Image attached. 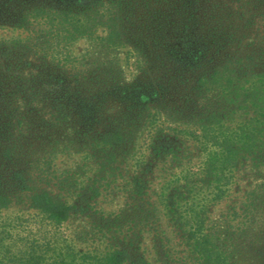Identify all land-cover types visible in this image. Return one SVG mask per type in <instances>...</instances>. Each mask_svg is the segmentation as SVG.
I'll list each match as a JSON object with an SVG mask.
<instances>
[{
    "label": "trees",
    "instance_id": "1",
    "mask_svg": "<svg viewBox=\"0 0 264 264\" xmlns=\"http://www.w3.org/2000/svg\"><path fill=\"white\" fill-rule=\"evenodd\" d=\"M150 2L76 0L73 6L55 7L60 18L72 26L64 37L66 42L87 36L91 48L78 56L70 53L62 39L58 48L46 44L40 59L47 63L54 58L63 67L31 72L23 86L24 95L33 109L43 90L42 101L52 102V111L67 116L74 112L86 118L87 126L96 129L87 140L92 144L89 157L101 168H111L120 152L126 159L129 156L125 153H131V206L147 194L148 173L159 162L168 164L158 201L183 247L175 250L169 244L156 208L150 229L163 249L159 264H240L242 253L253 244L238 240L240 231L231 229L237 224L231 225L226 218L210 224V211L226 196L240 168L250 163L264 166V71L250 79L244 78L247 72L227 65L197 71L207 54L184 48L177 37L176 42L168 39L167 26L160 21L172 17V24H184L188 30L182 23L185 8L169 3L153 11ZM144 7L148 9L145 17ZM53 9L35 7L30 14L34 18L45 14L47 19ZM27 18L28 15L21 22ZM153 18L155 24H149L148 19ZM128 24L146 30L145 36L165 47L171 59L182 65V72L173 71L170 80L156 81L151 76L129 72L134 51L128 50L123 58L120 50L130 41L124 32ZM178 29L180 26L175 31ZM133 36L132 33L136 49V38L141 41L142 37L133 40ZM38 41L40 36L31 34L29 38L13 40L14 47L6 49L7 42L3 40L0 51L6 55L17 49H21L20 54L36 52ZM103 49L110 55L94 66L88 57ZM137 69L147 73L141 64ZM189 72L193 74L189 76ZM177 78L179 85L186 83L181 102L172 100L174 93L169 86ZM25 155L17 147L5 150L3 159L12 161L8 175L7 167L0 164V264H152L140 253V242L135 244L139 235L134 236L135 231L130 234V229L118 235L117 243L102 249L77 248L62 225L78 205L55 197L47 189L36 188L42 172L35 169L37 158ZM21 191L29 193L33 211H6ZM243 207L245 212L246 205ZM256 249L264 251L262 246Z\"/></svg>",
    "mask_w": 264,
    "mask_h": 264
},
{
    "label": "rangeland",
    "instance_id": "2",
    "mask_svg": "<svg viewBox=\"0 0 264 264\" xmlns=\"http://www.w3.org/2000/svg\"><path fill=\"white\" fill-rule=\"evenodd\" d=\"M75 2L76 0H0V41L7 42L6 49L14 47L13 40L29 38L31 34L40 36L42 42L38 41L36 52L20 54L18 50L21 49H17L6 55L0 51V164L7 167L5 171L8 175L12 161L3 159L7 148L17 147L25 156L37 158L34 166L42 173L36 188L47 189L55 197L78 205L62 225L77 248L102 249L117 243L118 235L123 230L128 232L130 229V234L135 231L134 236L139 235L134 239L135 244L140 242V253L152 264H159L163 249L156 243L153 230L150 229L156 208L165 235L170 238L169 244L175 250L183 247L180 236L168 222L158 201L160 185L168 164L159 162L153 172L148 173L147 194L144 199L134 203L136 206H131V202H134L128 189V177L134 170L131 153H125V156H129L126 159L120 152L111 168H101L93 157H89L92 144L87 140L96 129L87 126L86 118H80L74 112L67 116L52 111V102L42 101L45 97L43 90L34 101L33 109L24 95L23 86L31 72L45 69L55 71L63 67L56 59L52 60L54 58L47 63L40 58L46 44L60 47L61 41L66 42L64 37L72 29L69 21L60 18L55 7L73 6ZM150 3L153 11L169 3L185 8L186 17L182 23L186 24L188 30L185 31L184 24H172V17L160 21L167 26L165 35L168 39L176 42L174 38L177 37L184 48L187 46L189 50L197 52L203 50L207 54L204 65L197 71L227 65L247 72L244 78L249 79L264 71V0H151ZM41 6L54 7L47 19L45 14L38 18L30 14L35 7ZM145 7L144 17L148 10ZM27 15L28 20L21 22ZM148 23L154 25V18L148 19ZM179 26L180 29L175 31ZM130 27L129 24L126 25L124 31L130 41L120 49L123 58L128 50L134 51L135 55L130 58L132 66L129 65L132 70L127 69L129 72L151 76L155 81L170 80L173 71L182 72V65L176 59H171L165 47L156 45L153 39L150 41V37L145 36L146 30ZM101 29L102 27L99 30ZM132 33L133 40L136 36L142 37L141 41L136 38V49L131 40ZM192 42L194 45L189 47L187 44ZM66 43L73 55L82 56L91 48V40L87 36H80ZM109 55L103 49L99 54L88 58L97 66L95 64L106 60ZM139 64L145 66L147 73L137 69ZM192 74L189 72V76ZM174 81L173 85H169L174 93L172 100L181 102L184 100L181 95L185 97L186 83L179 85L178 78ZM106 115L107 112L104 118ZM199 157L200 154L197 158ZM29 202V193L21 191L6 211H33ZM245 205L246 211L242 212ZM142 207L144 213H141ZM223 218L228 219L231 225H239L229 227L236 229L238 233L240 231L238 240L253 244V248L242 253L240 264H264V251L260 253L258 249L255 250L259 246L264 247V166L250 163L237 171L226 196L211 206L210 224ZM121 240L122 243L123 239Z\"/></svg>",
    "mask_w": 264,
    "mask_h": 264
}]
</instances>
